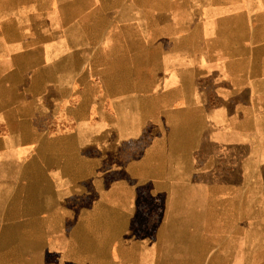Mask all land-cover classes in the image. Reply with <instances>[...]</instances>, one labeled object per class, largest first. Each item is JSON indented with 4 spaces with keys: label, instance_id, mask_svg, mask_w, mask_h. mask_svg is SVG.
I'll return each mask as SVG.
<instances>
[{
    "label": "crops",
    "instance_id": "0c3cea01",
    "mask_svg": "<svg viewBox=\"0 0 264 264\" xmlns=\"http://www.w3.org/2000/svg\"><path fill=\"white\" fill-rule=\"evenodd\" d=\"M0 264H264V0H0Z\"/></svg>",
    "mask_w": 264,
    "mask_h": 264
},
{
    "label": "bare ground",
    "instance_id": "6f19581e",
    "mask_svg": "<svg viewBox=\"0 0 264 264\" xmlns=\"http://www.w3.org/2000/svg\"><path fill=\"white\" fill-rule=\"evenodd\" d=\"M182 222V221H181ZM183 223V222H182ZM189 224V223H188ZM105 225V224H104ZM113 227V226H112ZM118 227V226H117ZM117 227H115V228H117ZM119 227H120V225H119ZM188 227V226H187ZM113 230V229H112ZM222 255V254H221ZM229 257H231V256H229ZM232 258V257H231ZM206 261V260H205Z\"/></svg>",
    "mask_w": 264,
    "mask_h": 264
}]
</instances>
